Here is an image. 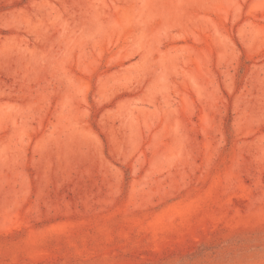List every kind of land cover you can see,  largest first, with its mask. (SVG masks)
<instances>
[{
    "label": "rangeland",
    "instance_id": "rangeland-1",
    "mask_svg": "<svg viewBox=\"0 0 264 264\" xmlns=\"http://www.w3.org/2000/svg\"><path fill=\"white\" fill-rule=\"evenodd\" d=\"M0 264H264V0H0Z\"/></svg>",
    "mask_w": 264,
    "mask_h": 264
}]
</instances>
